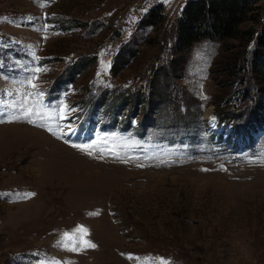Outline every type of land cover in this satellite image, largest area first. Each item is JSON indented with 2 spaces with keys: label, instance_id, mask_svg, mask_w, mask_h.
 Instances as JSON below:
<instances>
[{
  "label": "rangeland",
  "instance_id": "obj_1",
  "mask_svg": "<svg viewBox=\"0 0 264 264\" xmlns=\"http://www.w3.org/2000/svg\"><path fill=\"white\" fill-rule=\"evenodd\" d=\"M190 1L0 0V264H264V0Z\"/></svg>",
  "mask_w": 264,
  "mask_h": 264
},
{
  "label": "trees",
  "instance_id": "obj_2",
  "mask_svg": "<svg viewBox=\"0 0 264 264\" xmlns=\"http://www.w3.org/2000/svg\"><path fill=\"white\" fill-rule=\"evenodd\" d=\"M258 0H196L190 1L183 12L178 27L179 49L188 50L195 43L211 38L225 41L234 39L239 34V26L246 21V16L255 11ZM156 18L155 11L149 16L148 23ZM253 35L251 36V38ZM261 50L258 51L250 69L258 75L264 71V29L259 34ZM255 49V48H254ZM255 50L253 51L254 54ZM233 76L237 75V64L232 66ZM251 70V71H252Z\"/></svg>",
  "mask_w": 264,
  "mask_h": 264
},
{
  "label": "bare ground",
  "instance_id": "obj_3",
  "mask_svg": "<svg viewBox=\"0 0 264 264\" xmlns=\"http://www.w3.org/2000/svg\"><path fill=\"white\" fill-rule=\"evenodd\" d=\"M210 115H211V111H208V113H207V115H206V117H205L206 120H207V118L210 117ZM28 130H29L30 132H32V133H33V132L38 133L37 131H34V130H30V129H28ZM38 134H39V133H38ZM69 135H70V134H69ZM69 135H68V138H69V139H71V140H74V139H75V136H74V135H71V136H69ZM77 139H78V137H77Z\"/></svg>",
  "mask_w": 264,
  "mask_h": 264
}]
</instances>
